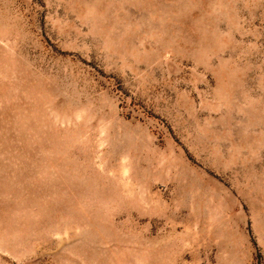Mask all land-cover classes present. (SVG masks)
I'll use <instances>...</instances> for the list:
<instances>
[{"label": "rangeland", "instance_id": "1", "mask_svg": "<svg viewBox=\"0 0 264 264\" xmlns=\"http://www.w3.org/2000/svg\"><path fill=\"white\" fill-rule=\"evenodd\" d=\"M0 264H264V0H0Z\"/></svg>", "mask_w": 264, "mask_h": 264}]
</instances>
